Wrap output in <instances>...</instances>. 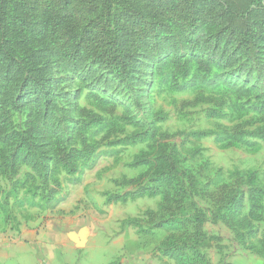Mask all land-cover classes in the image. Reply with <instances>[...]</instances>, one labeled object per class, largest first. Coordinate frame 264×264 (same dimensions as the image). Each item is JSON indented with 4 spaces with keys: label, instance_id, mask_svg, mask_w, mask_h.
<instances>
[{
    "label": "rangeland",
    "instance_id": "obj_1",
    "mask_svg": "<svg viewBox=\"0 0 264 264\" xmlns=\"http://www.w3.org/2000/svg\"><path fill=\"white\" fill-rule=\"evenodd\" d=\"M260 215L264 0H0L3 234L73 227L60 264H264Z\"/></svg>",
    "mask_w": 264,
    "mask_h": 264
},
{
    "label": "crops",
    "instance_id": "obj_2",
    "mask_svg": "<svg viewBox=\"0 0 264 264\" xmlns=\"http://www.w3.org/2000/svg\"><path fill=\"white\" fill-rule=\"evenodd\" d=\"M76 232L73 227L65 230L56 224L46 234L23 231L11 237L0 230V264H60L62 255L66 258V253L76 246L69 239Z\"/></svg>",
    "mask_w": 264,
    "mask_h": 264
},
{
    "label": "trees",
    "instance_id": "obj_3",
    "mask_svg": "<svg viewBox=\"0 0 264 264\" xmlns=\"http://www.w3.org/2000/svg\"><path fill=\"white\" fill-rule=\"evenodd\" d=\"M166 161H167V163H168V165H169V170L171 171V172H175L176 171V169L174 168V166H173V162H172V160H171V156L170 157H168L167 156V158H166ZM168 176H170V174L168 175ZM159 190V188H157V187H152V188H142L139 192L140 193H151V194H154L156 191H158ZM55 193V191H52L51 193H50V197H52L53 196V194ZM201 215H198L197 216V223H201L200 222V219H201ZM259 219H262V218H264V217H262L261 215L260 216H257Z\"/></svg>",
    "mask_w": 264,
    "mask_h": 264
}]
</instances>
